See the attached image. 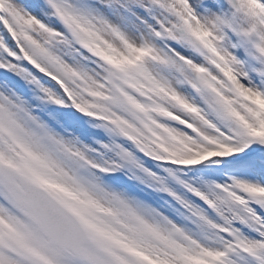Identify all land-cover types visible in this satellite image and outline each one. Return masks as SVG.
I'll return each instance as SVG.
<instances>
[{
    "label": "snow or ice",
    "instance_id": "obj_1",
    "mask_svg": "<svg viewBox=\"0 0 264 264\" xmlns=\"http://www.w3.org/2000/svg\"><path fill=\"white\" fill-rule=\"evenodd\" d=\"M0 264H264V0H0Z\"/></svg>",
    "mask_w": 264,
    "mask_h": 264
}]
</instances>
